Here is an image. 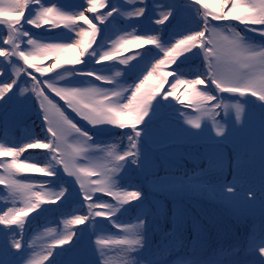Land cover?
Returning <instances> with one entry per match:
<instances>
[{
  "label": "snow or ice",
  "instance_id": "snow-or-ice-1",
  "mask_svg": "<svg viewBox=\"0 0 264 264\" xmlns=\"http://www.w3.org/2000/svg\"><path fill=\"white\" fill-rule=\"evenodd\" d=\"M125 3L131 7L113 0H85L77 9H68L59 0H0V113L14 103L30 101L42 132L20 145L0 142V157L10 158L0 162V185L13 204L0 214L7 237L0 264H44L71 252L85 231L95 232L99 220L123 235L97 233L94 264H113L109 252L116 248L123 253L122 264H264V0ZM188 14L194 16L196 27L179 38L164 39L165 27L182 24ZM133 20H150L160 27L156 33L139 32L135 23L131 30L122 27L126 34L119 38L110 34L122 21ZM41 28L45 34L32 31ZM145 46L157 52L147 63H141L145 53L125 55ZM193 57L202 67L186 77L182 66ZM115 64L122 67L110 74ZM133 72L138 75L129 83ZM231 97L239 99L232 102ZM249 97L259 102L258 139L251 136L245 107ZM165 108H173L182 118L187 137L207 136L214 145H233L231 159L223 162L225 170L231 168V179L223 180L215 195L229 207L258 208L262 222L258 233L249 230L234 244L204 243L197 251L195 242L202 237L199 222L182 216L177 205L170 214L162 210L159 224L152 227L143 187L125 181L132 170L144 174L150 168L153 125ZM183 109H193L196 115ZM209 129L214 135H207ZM100 133H112L116 142L106 145L98 140ZM124 140L127 144L121 147ZM28 150H39L43 161L31 157L21 161ZM202 174L175 177L165 187L177 194L199 187L194 181ZM22 175L46 179L25 182L18 179ZM60 176L76 186L80 207L87 210L63 219L64 231L51 233L45 253L30 254L32 245L24 239L29 216L51 210L43 206L63 207L71 194L66 185L58 190L52 186ZM166 181L167 169L163 176L153 173L154 186ZM131 209L136 210L135 222H122L119 216ZM157 233L159 239H154ZM168 238L177 241L174 248L168 246ZM57 248L61 251L54 252Z\"/></svg>",
  "mask_w": 264,
  "mask_h": 264
},
{
  "label": "trees",
  "instance_id": "trees-1",
  "mask_svg": "<svg viewBox=\"0 0 264 264\" xmlns=\"http://www.w3.org/2000/svg\"><path fill=\"white\" fill-rule=\"evenodd\" d=\"M48 2L51 3L53 0H48ZM84 2L85 0H59V3L63 4L68 9H77ZM130 7L131 6L127 4V8ZM88 15L91 18L92 14ZM135 23H139V32L156 33L160 27L154 25L150 20H144L142 22L134 20L122 21L120 25H117V27L113 29L111 35L114 38H119V36L126 34L121 30L122 27L131 30L132 25ZM195 27L196 20L194 16L188 14L182 24H172L170 26H166L163 32V37L166 40L173 37L179 38V34L181 32ZM32 31L38 34H45L43 28L39 30L32 29ZM56 31L66 32L67 30L58 29ZM46 35H51V33ZM135 53L147 54L141 61L142 64L149 62L152 57L157 54L156 50L152 46H145L141 49H132L130 52L125 53V55H133ZM133 63H136V61H133ZM106 64H111V62H106ZM198 66L202 67L199 58L193 57L186 61L182 66L185 70L186 77L194 75L195 73L192 70ZM97 67L103 68L105 65H99ZM121 67L122 66L115 64L112 66L110 74H114V72ZM136 75H138L137 72L129 74L127 78L128 82L130 83ZM169 79L171 81L173 78L170 77ZM167 88L168 86L166 85L165 91H167ZM180 91L182 92L183 88H181ZM252 99L255 102L249 103L252 104V107L256 110L258 118H260L259 103L256 102L255 98ZM172 103L176 108H182V106L176 101L173 100ZM10 108L7 112L0 113V142L5 143V146H13L23 144L35 137L42 136L41 123L38 118H27L21 116L19 113L7 115ZM166 111H170L169 115H171V113H176L173 108L162 109L161 113H165ZM183 111H185L189 116L196 114L195 111H192L191 109H183ZM168 118L169 117H166L165 114H162V116L160 115V120L157 119L154 124L157 125L158 123H164L166 121L164 124L165 126L168 124L169 128L172 125L168 121L171 119ZM257 133L258 131L256 129V132L251 133V136L258 139L259 133ZM162 134L164 146L160 149V153H158L160 151L159 149L154 151L155 155L153 156L152 166L149 172L138 174L135 170H132L129 174L128 180L125 181V183L130 182L134 185H140L143 187V190L147 195L146 204L149 209L150 217L154 218L152 227L155 228L156 225L159 224V217L162 210L166 209L170 214L173 206L177 205L182 216H187L189 218L194 217L196 221L199 222L202 237L200 240L195 242L197 251H199V246L204 243L216 242L222 244H234L237 242V237H239L240 240H243L249 230L258 233L262 227L258 208L255 210L237 211V213L235 211H231V207L223 204L218 196L215 195L216 187L223 180L231 179V168L225 170L223 162L225 157L231 159L233 145L228 144L218 146L212 143L201 142L199 139L187 137L185 133H183L180 138H176L175 135H172V132H163ZM98 140L104 141L106 145H111L116 142V138L113 134L104 136L99 135ZM126 144L127 141L124 140L120 146L124 147ZM164 149L170 150L171 152L169 154H165L163 152ZM27 157H31L32 159L39 160L41 162L44 159L39 150L25 151L19 159L24 161ZM9 160L10 158L8 157H0V162ZM254 166L258 171V158L255 161ZM166 169L169 181L164 182V184L160 186H154L151 183L153 173H155L156 176H163L165 175ZM198 172L203 173L197 177L196 181H194V183L199 185V187L184 189L179 194L165 187V185L171 183L175 177H179L181 175H192ZM0 173H2V169H0ZM18 179L25 182H31L46 178L39 175H22L19 176ZM244 180L245 182H248V177H244ZM61 185L69 187L71 193L67 201L64 202L63 207L55 205L43 206L51 210L42 212L41 214H32L28 218L24 239L25 242L32 245V248L29 249L30 254L39 256L40 254L45 253L47 246L53 239L51 233L56 232L59 234L64 231L63 219L70 218L73 213L79 214L80 212L87 210L86 208L80 207V199L77 200L72 198L74 189L68 182V179L64 176L54 179L52 186L58 190ZM97 195L102 199H109L108 197H104L102 194ZM12 206L13 204L8 198L7 191L3 189L2 185H0V214H3L8 207ZM16 206L20 205L17 203ZM135 215L136 210L131 209L129 213L119 216V219L125 223L129 221L135 222ZM33 217H35V219H33ZM104 223L110 230H117L109 225L106 220H104ZM220 224L226 235L221 234L220 236H217L216 228ZM168 226L170 225H165V227ZM84 227L87 228V226ZM192 234V223L191 219H189L187 226V236L189 239L192 238ZM153 238L159 239V234H155ZM6 241L7 237L5 235V230L3 226H0V252L3 251ZM88 241H91L90 231H85L73 251L63 252L59 256L50 257L49 261H45L44 264H50L52 259H55L57 264H70V262H74V264H93L90 262L97 260V254L91 253L90 249H88L85 244ZM168 241V246L170 248H174L177 241L172 238H168ZM60 251L61 250L59 248L54 249V252ZM122 255L123 253L118 248L109 252V257L111 258L113 264H122ZM87 258L91 259L88 260Z\"/></svg>",
  "mask_w": 264,
  "mask_h": 264
},
{
  "label": "rangeland",
  "instance_id": "rangeland-1",
  "mask_svg": "<svg viewBox=\"0 0 264 264\" xmlns=\"http://www.w3.org/2000/svg\"><path fill=\"white\" fill-rule=\"evenodd\" d=\"M123 1H125V0H113V2L121 4L124 8H127V4H125V2H123ZM106 10L107 9H99L98 11L103 12ZM241 27H243V26H241ZM112 32H113V30H112ZM249 35H252V34H249ZM255 38L257 40L259 39V37H255ZM51 62L52 61H47L46 63L50 64ZM230 99L232 100V102H235V100H237L239 98L238 97H231ZM247 101H248V103H246L245 107H246V111L249 113V115L251 117V127H252L251 133H255L256 129L259 133L258 127H256L259 124V121H258L259 118H258V115L256 114V110L254 109V107H252V104L249 103V102H255V101L252 99V97L247 98ZM256 102L259 103L258 101H256ZM191 110H193V109H191ZM15 113H19L21 116H24L27 118H32V117L37 118L36 108H35L34 104L30 101L27 104H15L14 103L12 105V107L10 108V110L8 111L7 115H12ZM169 113H170V111H166L165 113H161V116H162V114H165L166 117H169L168 119H171V120H168L169 123L172 125L171 127L168 128V126H169L168 124L165 126L164 123L166 121L164 123L161 122V123H158L157 125L156 124L153 125V142H152V145L149 146V148H148V152L150 154V159H151V165H150V168L148 169V171L146 173H148L149 170L151 169L152 159H153V156L155 155L154 151L156 149L160 150L163 148L162 146H164L162 133L163 132H172V135H175L176 138H180V136L184 133L183 129H185V127L187 126L182 122V118L179 117L177 115V113H171V115H169ZM195 115L196 114H192L191 116L194 117ZM233 117H234V113H233ZM158 120H160V119H158ZM81 123H83V122H81ZM114 131H118V130H114ZM110 134H112V133H100L98 135L104 136V135H110ZM207 135H214V133L209 129ZM199 140L201 142L211 143L210 140L207 139V136L199 138ZM160 152H161V150L158 153H160ZM163 152L165 154H169L171 151L164 149ZM92 158L96 159L97 156L95 154H93ZM70 185L74 189V192L72 194V198L73 199L75 198L77 200L80 199V196H79V193H78L76 186L73 184H70ZM230 209H231V211H235V212L249 210V209H245V208H233V207H231ZM216 231H217V236H220L221 234L226 235L224 233L222 227H221V224L217 226ZM97 233L102 234V235L113 234L114 236L123 235V233L118 232V230H110L105 225L104 220H99L95 232H90L91 241H88L87 243H85L87 245L88 249H90L91 253H96V254H97V250L94 247L93 243H94V239L97 238V235H96ZM122 258H123V255H122ZM87 259L89 260L91 258H87ZM95 261L96 260H93V262H90V261H88V262L94 264Z\"/></svg>",
  "mask_w": 264,
  "mask_h": 264
}]
</instances>
